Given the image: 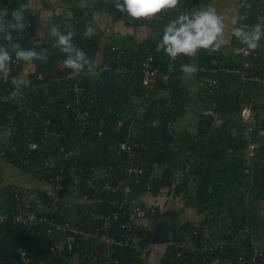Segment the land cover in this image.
Instances as JSON below:
<instances>
[{
	"label": "trees",
	"instance_id": "obj_1",
	"mask_svg": "<svg viewBox=\"0 0 264 264\" xmlns=\"http://www.w3.org/2000/svg\"><path fill=\"white\" fill-rule=\"evenodd\" d=\"M207 1L210 0H180L176 9H169L153 18L134 19L126 13L119 12L112 0H95L93 6L76 7L74 16L64 19L56 28L63 33L74 32L73 43L79 49L84 48L85 54L95 65L94 74L84 76L82 82L85 87L82 90L83 106L91 110L93 119L83 132L77 133L73 143L77 153L69 159L65 173L73 172L81 186L84 178L90 175L94 168H109L110 174L106 178L112 181L116 179V175L125 179L123 166H118L117 163L127 162L129 154L119 148L118 143L130 138L137 142L143 151V160L136 164L142 165L145 169L141 182L134 186V193L143 205H154L159 208L158 203L149 204L141 197V187L148 188L146 182L149 180L153 162L167 163L163 176L151 179L153 187L148 189L153 195H160L162 189L167 187L177 166L183 165L188 169L184 182L174 191L178 194L183 193L188 204L196 206L200 213L206 215L198 222L187 221L183 225L174 226L173 242L166 247L160 264H212L215 258L221 261L220 264H239L237 256L249 251L253 233L256 234L259 243L264 245V213L261 212L260 207V201H264V133H262L264 117L260 118L257 113L248 124L244 123L242 117L245 107L255 103L250 98L249 85L264 75V38L261 39V46L251 53L250 69L255 70L260 78L248 79L246 82H243L239 73L234 71V68L244 67L246 57L242 52L235 50L230 57H226L221 51L200 50L199 66H205V69H199V76H202L204 81L199 93L204 112L198 122L197 134L194 135L189 131L177 132V138L172 139L167 132V129L186 112L188 90L181 80L180 68L190 58L183 55L177 57L179 64L175 77L166 86L169 92L154 91L149 98L148 106L144 107L142 116H139L143 100L142 72L137 66L138 59L145 54V49L149 48L154 53V64L162 68L166 54L157 51V42L164 27L182 12H189L191 6ZM17 2L18 0L14 2L13 9ZM88 10L107 12L114 21L126 25L145 26L150 32L142 38L135 36L133 32L119 34L112 32L102 44L104 33L98 23L99 28L94 29L91 37L83 35L86 27H94L91 24L93 22H89L85 14ZM30 15L35 21L31 13L25 14L31 17ZM258 15H262V18ZM262 22H264V0H244L238 15L237 27L250 30L256 23ZM17 32L12 33L13 42L20 43L24 48H31L30 32L25 37H19ZM50 32L42 38L39 45V48L47 50V59L35 61L36 70L31 73L30 82L39 80L40 77L48 78L62 74L67 70L63 63L66 57L58 48L53 47L54 38ZM1 34L0 45L11 51L10 44L4 39V34ZM119 39L126 49L122 55V62L132 69L124 74L115 73L114 69L109 67L99 69L101 63L106 61H110L113 66L118 65L117 60L113 59L107 50L115 40ZM232 43L236 48L243 46L234 36ZM100 52L101 60H99ZM22 65L17 68L15 75L4 83V88L18 85L17 75ZM212 68H220L217 71L219 85L216 92L209 94L207 76ZM13 78L17 81L15 85L12 83ZM164 87L162 84L158 85V88L166 89ZM42 90L38 88L28 91L29 98L24 108L15 113L9 136L12 142L9 144L6 139L3 142L0 162L7 160L33 177L49 182L48 173L43 168L44 153L35 149V155L25 160L20 159V153H24L31 141L39 139L47 117L62 126L67 124L65 121H68V117H72V111L60 105V101L58 114L45 116L37 113L35 105L48 100L56 91L47 94ZM13 108L11 103H5L0 108V118L7 122L8 112ZM249 124H252L250 129L253 137L262 142L254 149L253 154L247 146L244 131ZM99 130H102L101 134ZM249 155L252 156V160ZM111 164L115 165L114 168H110ZM192 175L195 182L190 185L189 179ZM15 184L19 183L6 182L0 175L1 209L13 205ZM42 190L46 196H54L50 194L49 189L42 188ZM111 196L106 193L105 198L109 200ZM60 200L65 204L66 200L62 198ZM82 205L79 202L77 210L68 206L66 215L81 219L79 214ZM212 207H217L219 213L213 215L208 213ZM160 212L161 208L155 216H159ZM218 219L221 220V225ZM14 225L10 218L0 223V231L3 234L0 241V262L23 264L20 261L19 248L25 246L33 264H73L70 261L72 257H75L77 264L86 263L83 258V247L85 244L91 245L90 240H84L83 245L75 246L76 250L71 254L70 259H67L64 255L50 250V239L43 232L42 227L29 226L23 233L15 234ZM245 225L246 228H243ZM133 228L138 232L143 248L136 250L129 246L121 247L120 264H148L147 258L150 252L148 245L152 241V231L142 221L137 225L133 224ZM115 230L119 232L122 229ZM212 237L217 238L221 244L209 251L197 252L198 246L202 247L204 243L211 242ZM182 239L186 243L178 245L177 242ZM187 242L194 243L196 247L189 246ZM178 250L181 251L180 254Z\"/></svg>",
	"mask_w": 264,
	"mask_h": 264
},
{
	"label": "built area",
	"instance_id": "obj_2",
	"mask_svg": "<svg viewBox=\"0 0 264 264\" xmlns=\"http://www.w3.org/2000/svg\"><path fill=\"white\" fill-rule=\"evenodd\" d=\"M16 1L0 0V23L6 24L8 19L11 18V12L14 10L13 4ZM258 17L262 18V15H258ZM25 23L26 27L17 32L19 37H25L34 26L32 17L25 16ZM1 35L0 33V39ZM81 50L85 53L84 48H81ZM125 50L121 39L115 40L107 52L112 55L113 59L117 60L118 65L113 66L110 61H106L101 63L99 69L109 67L113 68L115 73L120 74L132 69L122 62V55ZM235 50L242 52L246 57L244 67L234 68V71L239 73L241 80L246 82L248 79L260 78L255 70L250 69L252 67V51L246 50L244 46L237 47ZM12 54L11 71L7 77L0 78V108L5 103H11L14 108L8 112L9 120L7 122L0 118V137L5 132L4 130H7L8 137L6 141L9 144L12 142L9 136L11 135L14 115L18 110L24 108L30 90L42 88V91L47 94L56 90L48 100L35 105L37 113L45 116L56 115L60 111L58 102L61 101L60 105L72 111V117H68V121H65L67 124L62 126L47 117L39 139L31 141L23 151L24 153H20L21 160L33 157L35 149H39L44 153L43 168L48 173L47 180L55 184H53L54 189L49 190L50 194L54 196H46L42 190V188H45L43 186L41 188L39 185L15 184L13 186L15 201L10 208H0V223L9 218L12 219L15 223L13 229L15 234L23 233L26 231L25 228L29 226L42 227L43 232L50 239V250L64 255L67 259H70L71 254L76 250L75 246H81L84 244V240H90L91 245L85 244L83 247L85 264H120L119 249L121 247L129 246L136 250L143 248L139 234L134 230L133 224L137 225L142 219L153 217L159 211V208L154 205L140 203L139 198L134 193V186L141 182V176L145 172L142 165L136 164L143 160L142 149L139 148L137 142L130 138L121 140L118 147L126 150L129 158L127 162L119 161L117 164L123 166L126 178L121 179L116 175V179L112 181L106 178L110 174L109 168H94L93 172L84 178L82 181L83 186H81L73 172L66 174L65 171L69 159L77 153L73 148L77 133L83 132L93 119L91 110L83 106L84 94L82 90L85 87L82 82L86 75H77L67 68L62 74L48 78L40 77L39 80L29 81L25 85L18 83L14 87L7 86L4 88V83L9 81L15 75L17 68L24 63L23 61H16L14 53ZM178 64L177 58L172 60L166 55L165 63L160 68L154 64L153 51L149 48L145 49V54L138 59L137 63L139 70L142 72L141 98L143 103L139 110V116H142L144 107L148 106L149 98L154 91L158 90L163 93L167 90L169 92L166 86L175 77ZM199 68L205 69V66ZM219 69H210L207 76L209 94L217 91L219 85L217 71ZM159 84L165 86L166 89L158 88ZM251 115V109L246 107L243 110L244 119H249ZM99 133L101 134L102 130H99ZM246 139L251 153L262 144L261 140L255 139L251 133L246 134ZM114 166V164H111L110 168H114ZM166 167L167 163L154 161L146 187L152 188L151 179L154 177L161 178ZM187 170V167L180 165L174 169L172 179L167 185L170 191H174L184 182ZM67 175H73L75 180L70 199L59 194V181ZM106 193L112 195L109 200L105 198ZM60 198L66 200L65 204L61 202ZM79 202L83 204L80 214L78 213L81 219L68 217L66 215L68 213L66 211L68 210L67 207L70 206L72 209L77 210ZM117 228L122 230L118 232L115 230ZM243 228H246V225ZM2 237L3 234L0 231V241ZM251 242L248 252L238 254L237 263L264 264V245L259 243L255 233L251 236ZM220 244L217 240H211V242L204 243L202 247L198 246L197 252L200 250L209 251L217 248ZM19 252L20 261L23 264H33V260L25 246L20 247ZM180 252L178 250V254ZM70 261L77 264L75 257H72Z\"/></svg>",
	"mask_w": 264,
	"mask_h": 264
},
{
	"label": "crops",
	"instance_id": "obj_3",
	"mask_svg": "<svg viewBox=\"0 0 264 264\" xmlns=\"http://www.w3.org/2000/svg\"><path fill=\"white\" fill-rule=\"evenodd\" d=\"M243 1L244 0H210L207 2H202L199 5L195 4L189 9L190 12L198 11L209 6L216 9L225 25V38L228 43L221 49V52L226 57H230V55L233 54V51H235L236 49V47L233 46L232 43L233 36L231 35V30L233 27H237L238 25V15L242 8ZM93 4H95V0H18L15 9L23 6V8L25 9V14L32 13V15L35 17L34 27L29 34L30 45L31 48L33 46H37L39 48L42 38L47 35V33L51 31L52 28H57L59 26V23H61L64 19L72 18L74 16V10L76 7H85L88 5L92 6ZM89 13L93 16L100 14V18L105 17L107 21L112 20L107 12H93L90 10L85 11V14L90 19ZM116 27L117 28L113 31L116 34L133 32L135 36H138L139 38H142L150 32V29L145 26L122 24L117 25ZM102 30L103 33L108 32L106 27H103ZM200 52L201 51L199 50L198 54L195 57H191L186 63L195 64L198 67V72L195 74V76L191 79H184V74L182 73L181 75V80L188 90L186 112L172 126L169 127L167 132L170 133V138L172 139L177 138V132L189 131L195 135L199 130L198 122L201 114L204 112V105L199 96V93L204 84V81L201 78L202 76H199ZM101 58L102 54L99 56V60H101ZM35 70V61L30 63L24 62L22 65V69L17 75L18 83L25 85L26 83L31 81V73H34ZM249 89V91L251 92L250 98L255 103L253 105L249 104L247 108L251 109L253 113H258L259 117L262 118L264 117V113L261 112V108L264 107V75L261 77V79L252 82L249 85ZM4 131L5 132H3L2 136L0 137V149L3 147V142L5 141V139L7 140L8 137V132H6L7 130ZM246 134H248V132ZM249 158H251L250 155ZM188 165L190 164H187V166ZM0 175L6 180V182H17L19 184L30 186L40 185L49 190L54 189V185L52 183L33 177L30 173L24 172L19 166L13 165L7 160H2L0 162ZM190 178L192 179V177ZM191 179H189L190 185L195 182V180ZM141 197L149 204L158 203L159 208H161L159 216H153L141 220L143 224H146L147 227L152 231V241L148 245L150 251L147 258L148 264H160L161 257L166 247L173 242V239H171L170 241L161 240L156 242L153 240L154 232H157L162 236H165L168 233L173 235L172 229L174 228V226L183 225V223L187 221L198 222L204 218L206 213H200L197 210L196 206L188 204L184 199L183 193L178 194L175 191H170L168 187L163 188L160 195H153L150 189H142L141 187ZM260 204L261 212L264 213V201H260ZM208 213L213 215L215 213L218 214L219 211L217 207H212V209H210ZM218 221L221 222V220L219 219ZM184 243L186 242L183 241V239L177 242L178 245ZM187 244L189 246L192 245L196 247L194 243L187 242ZM220 263L221 261H219L218 258H215L212 264Z\"/></svg>",
	"mask_w": 264,
	"mask_h": 264
},
{
	"label": "clouds",
	"instance_id": "obj_4",
	"mask_svg": "<svg viewBox=\"0 0 264 264\" xmlns=\"http://www.w3.org/2000/svg\"><path fill=\"white\" fill-rule=\"evenodd\" d=\"M115 8L134 19H148L169 9H176L180 0H112ZM26 27L25 9L23 6L11 12V18L6 24L0 23V33L10 44L11 52L0 45V78H5L11 71L13 54L16 61L33 62L45 61L47 50L37 46L24 48L18 42H13L14 31H22ZM94 29L86 27L84 37H91ZM50 35L54 38L53 47L58 48L65 55L63 61L66 68L73 73L90 75L95 72L94 63L87 55L73 43L74 32L63 33L52 28ZM231 35L234 36L246 50L255 51L261 45L264 38V22L257 23L250 30L242 27H233ZM225 25L214 7L202 8L198 11L182 12L176 19L170 21L163 29L162 35L157 42V51H163L170 59L175 60L178 56L195 57L199 50L219 52L226 46ZM180 71L184 79H191L198 72L195 64H183ZM13 78L12 83L16 84Z\"/></svg>",
	"mask_w": 264,
	"mask_h": 264
},
{
	"label": "rangeland",
	"instance_id": "obj_5",
	"mask_svg": "<svg viewBox=\"0 0 264 264\" xmlns=\"http://www.w3.org/2000/svg\"><path fill=\"white\" fill-rule=\"evenodd\" d=\"M93 6V5H92ZM90 14V13H89ZM93 14H95V13H93ZM97 14V13H96ZM100 14H97V15H95V16H93V15H91L90 14V19H89V22H93V23H91V24H93L94 25V27H93V29H95V28H99V26L98 25H100V26H102L101 27V29H103V27L105 28H107V30H108V32L106 33H104V35H103V39H102V44H103V42L105 43L106 42V37L108 36V35H110L111 34V32H113L117 27V25H122L123 23L122 22H120V21H114V20H108L107 21V19L105 18V17H101L100 18V16H99ZM99 22V23H98ZM96 23V24H95ZM97 23H98V25H97ZM100 54H101V52H100ZM251 116H253V117H255L256 116V113H253L252 112V115ZM250 116V118L249 119H247V120H245L244 119V116H243V113H242V117H243V121H244V123H247L248 124V122H250V120L251 119H254V118H252ZM253 124V123H252ZM252 124H249L248 125V127H246L245 128V132L247 133H251L252 135H253V133H252V131H251V129L250 128H252ZM173 133V132H172ZM251 154H253V153H251ZM251 160H252V156H251ZM249 163H250V161H249ZM253 164V161L251 162V165ZM211 240L213 241V240H218L217 238H215V237H212L211 238Z\"/></svg>",
	"mask_w": 264,
	"mask_h": 264
},
{
	"label": "water",
	"instance_id": "obj_6",
	"mask_svg": "<svg viewBox=\"0 0 264 264\" xmlns=\"http://www.w3.org/2000/svg\"><path fill=\"white\" fill-rule=\"evenodd\" d=\"M261 112L264 113V107L261 108ZM167 131H168V129H167ZM262 133H264V130ZM74 184H75V180H74L73 175L64 176L59 181V194H60V196L67 198V199H70L72 197L71 193L73 191ZM173 229H172V232H173ZM171 239H173V235H171L170 233L166 234L165 236H162V235L158 234L157 232H154V234H153V240L156 242L161 241V240L170 241ZM0 264H11V263H9L8 261H2V262H0Z\"/></svg>",
	"mask_w": 264,
	"mask_h": 264
}]
</instances>
